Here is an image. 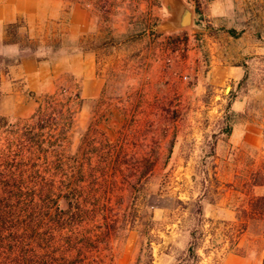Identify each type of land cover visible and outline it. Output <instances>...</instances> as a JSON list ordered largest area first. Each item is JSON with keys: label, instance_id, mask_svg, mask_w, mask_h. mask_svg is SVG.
<instances>
[{"label": "rangeland", "instance_id": "rangeland-1", "mask_svg": "<svg viewBox=\"0 0 264 264\" xmlns=\"http://www.w3.org/2000/svg\"><path fill=\"white\" fill-rule=\"evenodd\" d=\"M185 2L192 25L171 30L165 0H125L109 16L104 0H0V196L22 208L26 192L93 197L108 221L124 212L109 250L77 259L191 264L194 242L195 264H264L259 228L240 227L246 194H264L247 186L264 161V0ZM83 45L111 80L94 98ZM23 49L49 70V91L23 81ZM139 54L152 87L137 80ZM67 234L51 231L48 250Z\"/></svg>", "mask_w": 264, "mask_h": 264}, {"label": "trees", "instance_id": "trees-1", "mask_svg": "<svg viewBox=\"0 0 264 264\" xmlns=\"http://www.w3.org/2000/svg\"><path fill=\"white\" fill-rule=\"evenodd\" d=\"M108 1L104 0V7H107L104 12L110 15L114 13V9L123 8L122 3L125 0L118 3L116 0ZM32 140L35 141L34 138ZM58 167L59 165L55 166ZM247 186L248 189L264 186V161L249 171ZM51 188L41 186V189L48 191ZM2 189L5 190V187ZM24 195L26 197L23 198V208L20 199L0 196V264H103L101 260L91 258L85 262L76 256H80L84 251L92 255L98 249L109 250L111 233L121 222L126 221L124 212L116 213L115 217L108 221V207L104 206L101 208L102 211H98L97 198L76 199L58 194L52 197L49 192L38 197L34 193L26 192ZM246 196L245 208L241 211L243 218L241 230L245 231L248 224H252L253 228H259L264 245V194L256 195L249 192ZM20 210H23V219L20 217ZM85 222H93L95 234L90 229L75 231L76 226H81ZM63 229L69 234L62 237L63 243L60 246L52 252L49 251L54 237L51 231ZM19 232H23V244H26V247L23 245V254H19V249H15L19 241ZM196 247L197 244L192 242L188 248L191 264L196 263ZM3 250L6 253H3Z\"/></svg>", "mask_w": 264, "mask_h": 264}, {"label": "crops", "instance_id": "crops-1", "mask_svg": "<svg viewBox=\"0 0 264 264\" xmlns=\"http://www.w3.org/2000/svg\"><path fill=\"white\" fill-rule=\"evenodd\" d=\"M73 1V0H71ZM211 2V6L213 9H220L222 8L221 6L224 7L226 4H231L233 3V0H209ZM230 8V7H229ZM232 10V7L231 9ZM228 11V9H227ZM85 12V19L89 20V23L87 22V26L90 24L91 25V16L88 13ZM217 14H227L229 15L230 12L228 11H221L216 12ZM106 14V13H105ZM113 14V13H112ZM216 14V15H217ZM106 16H109L106 14ZM86 26V23H85ZM88 39V32H85V38L84 40ZM82 49V54H83V64H84V70H83V79H82V85H83V93L84 96L89 97V98H94L100 95L101 91L109 85L111 80L109 79V75L105 72V68L101 69L100 72H98L97 68V63H93V57L90 52V49L86 48L85 45L81 47ZM169 51V50H168ZM79 56V55H77ZM142 55L139 54L138 60L136 65V70L140 72V75L137 77V80L143 84L146 82L147 86H153L155 83L156 79V72L152 67H149L150 73L148 76L145 78L143 76V71H142V64H140V59L144 61V59L141 57ZM141 60V61H142ZM149 61H151L150 58H147L145 60L146 65H148ZM154 66V62H152ZM167 72L171 74V80H175L176 78L173 76V72H171V69H168ZM155 74V76H154ZM23 81L26 82V84H32L33 81H39L36 83H39V90L41 91H49L51 87V82H52V76L49 73V70H45V64L42 60L37 61L36 56L34 53H28L25 49H23ZM28 103L23 105V110L28 108Z\"/></svg>", "mask_w": 264, "mask_h": 264}, {"label": "water", "instance_id": "water-1", "mask_svg": "<svg viewBox=\"0 0 264 264\" xmlns=\"http://www.w3.org/2000/svg\"><path fill=\"white\" fill-rule=\"evenodd\" d=\"M164 7L170 14L165 21L167 29H184L192 25L194 10L185 0H165Z\"/></svg>", "mask_w": 264, "mask_h": 264}, {"label": "built area", "instance_id": "built-area-1", "mask_svg": "<svg viewBox=\"0 0 264 264\" xmlns=\"http://www.w3.org/2000/svg\"><path fill=\"white\" fill-rule=\"evenodd\" d=\"M182 78H183V79H185V78H186V76H185V75H183V76H182Z\"/></svg>", "mask_w": 264, "mask_h": 264}]
</instances>
